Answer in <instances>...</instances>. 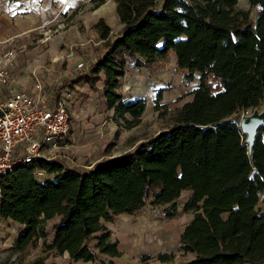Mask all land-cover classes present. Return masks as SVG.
<instances>
[{"label": "trees", "instance_id": "trees-1", "mask_svg": "<svg viewBox=\"0 0 264 264\" xmlns=\"http://www.w3.org/2000/svg\"><path fill=\"white\" fill-rule=\"evenodd\" d=\"M238 1L113 0L123 27L112 41V29L103 21L96 25L106 53L89 72L103 81L105 105L125 128L139 126L146 111L144 99L124 101L119 91L128 61L143 67L174 52L189 78L200 73L199 88L169 126L129 151L90 168L40 160L3 178L0 219L21 227L15 250L25 254L43 241L46 252L107 264L100 255L116 259L122 252L104 222L133 215L148 201L168 206L172 218L176 200L189 190L185 210L194 215L180 238L189 257L183 264H264V214L258 210L264 203V126L249 155L231 120L264 104V0H247L261 8L255 21L250 11L236 9ZM74 79L85 80L82 72ZM37 170L53 178L41 181ZM50 221L56 222L49 229ZM174 259L157 257L167 264Z\"/></svg>", "mask_w": 264, "mask_h": 264}, {"label": "rangeland", "instance_id": "rangeland-1", "mask_svg": "<svg viewBox=\"0 0 264 264\" xmlns=\"http://www.w3.org/2000/svg\"><path fill=\"white\" fill-rule=\"evenodd\" d=\"M104 1L96 7L91 0H73L72 7H64L65 4L57 0H38L29 5V13L21 9L18 20L12 18V11L6 8L12 3H0V44L11 39L17 53V60L10 67L12 73L19 76L30 93H35V83L39 81L46 92L56 87H69L74 94L68 146L50 153V156L75 167L90 168L103 159L131 150L144 138L158 134L170 125L175 110L193 99V92L200 85V73H194V77L189 78V71L177 65L174 52L143 67H135L133 61H128L119 91L124 101L144 99L146 111L139 126L125 128L123 122L114 116V111L105 105L103 81H95L89 72L90 67L106 53L105 41L99 38L96 25L103 21L109 26L112 41L122 28L115 3L113 0ZM22 2L26 4L24 0ZM236 9L250 11L251 19L255 21L261 8L251 6L247 0H239ZM3 19H8L9 23H3ZM5 50L6 47L0 45V51ZM81 62L84 66L78 68ZM78 72H82L85 80L74 83ZM89 79L92 85L91 81L87 82ZM210 82L215 86L214 82ZM159 93H162L160 101ZM255 110L262 112L264 104L259 109L238 111L231 116V120L240 125L241 120ZM52 178L39 176L41 181ZM191 196L189 190L181 193L175 202L177 214L172 218L166 217L168 206L155 207L148 201L133 215H119L111 222H104L113 241L118 242L122 256L112 259L100 255L99 260L107 264H167L157 260L159 254L174 255L175 259L170 264H183L189 260L183 255L180 238L193 219L194 214L185 210ZM258 210L264 214L263 202ZM55 222L50 221L48 228ZM18 231V225L0 220V243L9 239L14 241ZM95 244L96 241H93L92 245ZM43 257L46 258L45 264H101L99 261L76 262L68 254L46 252L43 241L25 254L14 248L1 250L0 264H31Z\"/></svg>", "mask_w": 264, "mask_h": 264}, {"label": "built area", "instance_id": "built-area-1", "mask_svg": "<svg viewBox=\"0 0 264 264\" xmlns=\"http://www.w3.org/2000/svg\"><path fill=\"white\" fill-rule=\"evenodd\" d=\"M0 51V182L23 166L43 160H54L50 153L68 146L71 102L74 94L69 87L61 88L55 100L53 90L46 92L35 83V93L26 86L13 88L15 82L10 67L17 60L11 40ZM84 63L77 65L82 68ZM45 175L37 170V176ZM2 187L0 185V200Z\"/></svg>", "mask_w": 264, "mask_h": 264}, {"label": "crops", "instance_id": "crops-1", "mask_svg": "<svg viewBox=\"0 0 264 264\" xmlns=\"http://www.w3.org/2000/svg\"><path fill=\"white\" fill-rule=\"evenodd\" d=\"M23 0H0V3L1 2H3L4 4H6V3H8V2H10V3H12V4H9L8 6H6V8H8V9H10L12 12H11V14L13 13V16H12V18H15V20H18V16H19V14H21V9H23L24 10V13H29L28 12V9H29V5L31 4V3H36V1H38V0H24V2L26 3V4H23V2H22ZM58 1V3H60V4H65V6L64 7H72L71 6V4H74V2H73V0H57ZM45 7L47 8L48 7V5L46 4L45 5ZM11 20V19H10ZM3 23H5V21H6V23H9V20L7 19H3V20H1ZM1 35V34H0ZM3 35V34H2ZM7 40H11V39H7ZM12 76H13V78H14V80H15V82L13 83V88H18L19 86H25V85H23V83L19 80V76H16V74H13L12 73ZM103 100H105L104 98H103ZM0 220H2V219H0ZM5 221V220H4ZM14 223V222H13ZM14 224H16V223H14ZM17 225V224H16ZM19 226V225H18ZM20 230H21V227L19 226V231H18V233H17V236L15 237V239H14V241H16V239L18 238V236H19V232H20ZM7 235H9L8 234V232H7ZM11 240L9 239V240H6L5 242H1L0 243V249L1 250H4L5 248H14V246H13V244L15 243L14 241H11ZM0 250V251H1Z\"/></svg>", "mask_w": 264, "mask_h": 264}, {"label": "water", "instance_id": "water-1", "mask_svg": "<svg viewBox=\"0 0 264 264\" xmlns=\"http://www.w3.org/2000/svg\"><path fill=\"white\" fill-rule=\"evenodd\" d=\"M262 126H264V110L262 112L255 110L250 117L246 116L240 122L239 130L245 137V144L248 147L249 155L253 153V147Z\"/></svg>", "mask_w": 264, "mask_h": 264}, {"label": "bare ground", "instance_id": "bare-ground-1", "mask_svg": "<svg viewBox=\"0 0 264 264\" xmlns=\"http://www.w3.org/2000/svg\"><path fill=\"white\" fill-rule=\"evenodd\" d=\"M252 114L248 115V117H250Z\"/></svg>", "mask_w": 264, "mask_h": 264}]
</instances>
